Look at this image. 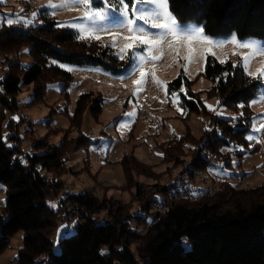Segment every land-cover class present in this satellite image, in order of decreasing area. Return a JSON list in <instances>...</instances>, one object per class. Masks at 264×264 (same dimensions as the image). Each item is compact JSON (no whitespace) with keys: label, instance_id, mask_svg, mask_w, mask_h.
I'll return each instance as SVG.
<instances>
[{"label":"trees","instance_id":"trees-1","mask_svg":"<svg viewBox=\"0 0 264 264\" xmlns=\"http://www.w3.org/2000/svg\"><path fill=\"white\" fill-rule=\"evenodd\" d=\"M127 2L132 6V0ZM94 4L100 6V0ZM169 7L179 21L197 22L207 34L236 33L240 39H264V0H169ZM44 10L28 24L0 23V62L7 64L0 80V184L5 190V202H0V256L12 238L24 231L15 264H264V184L239 188L222 180L219 187L201 190L194 199L178 193L169 195L175 189L165 187L169 178L152 188L137 179L141 175L150 177L152 172L134 154L120 159L125 187L132 194L130 202L100 198L93 192L65 193V200L81 211L82 221L74 234L62 237L60 251L54 250L53 234L61 209L56 198L63 188L57 174L65 171L66 155L90 141L80 134L75 142L66 137L54 145L47 137H40L22 157L19 124L10 117L19 110L17 96L24 86L32 85L31 101L36 103L44 99L48 84L57 80L64 82L62 93L68 96L72 74L54 60L99 65L118 74L130 66L132 59H119L111 47L98 40L77 38L76 29L58 26L57 19ZM24 46L33 57L29 66L20 60ZM220 61L207 55L202 72L211 80L207 97L217 98L220 105L241 115L223 118L212 113L207 142L202 148L193 147L185 169L181 151L185 144H191L187 141L191 135L186 133L163 146V158L173 163L168 174L176 171V179L185 171L195 179L199 172L217 166L210 155L236 144L249 148L252 143L246 138L255 114L250 104L263 83L247 75L240 61ZM194 82L182 71L168 83L169 95L181 92V105L188 114L183 117L185 121L191 113L209 114L202 91L191 89ZM103 102L100 93H82L70 115V128L78 129L88 110L98 120ZM26 130L32 132L33 123ZM224 160V165L231 166L229 157ZM47 173L57 174L49 177ZM159 194L169 201L162 214L155 207ZM135 202L140 205L132 212ZM109 210L111 217L101 219L100 213Z\"/></svg>","mask_w":264,"mask_h":264},{"label":"rangeland","instance_id":"rangeland-1","mask_svg":"<svg viewBox=\"0 0 264 264\" xmlns=\"http://www.w3.org/2000/svg\"><path fill=\"white\" fill-rule=\"evenodd\" d=\"M49 2L50 0H0V23L17 17H23L34 22V18L38 17L40 12H44V9L54 16L59 23L71 22L83 25L91 23L87 19H82L84 9L81 5L51 9L45 7ZM60 2L61 0H51L53 4ZM93 7L99 6L93 4ZM129 8H131L130 5ZM32 12H36L37 15L32 17ZM181 23L201 25L197 22ZM98 27L114 28L113 25L106 22H100ZM126 34V32H122L117 37L114 46H112L111 35L105 31H96L92 36H86V38L95 39V36L99 35L98 41L118 53L125 43L123 36ZM207 35L220 38L230 36ZM255 39L264 41V39ZM174 47L175 50L168 48L165 44L163 46L164 55L160 60H145L143 62L142 66L147 76L139 86L133 83L139 79V68L136 67L135 72H133V68L141 63L137 60L132 59L130 66L118 74L99 65H76L54 60L58 64H64L65 69L68 66L73 69L69 71L72 74V82L68 88V96L65 97L62 93L64 84L62 80L50 82L44 99L36 103L31 101L34 86L22 88L17 96L20 104L19 110L11 113L10 117L19 124L18 130L22 135L21 146L25 150L30 151L31 143L40 137H47L48 141L54 145L61 144L66 137L75 142V137H79L80 134L89 138L90 142L87 146L74 149L66 155L67 160L63 164L65 171L55 173L63 181V188L60 192H64L65 189V193L73 191L93 192L100 198L106 196L112 200H120L124 204L130 202L132 199L131 190L125 187L126 175L120 162V159L126 154H134L152 172L150 177L145 175L137 177L139 181L146 182L147 188H152L153 185L158 182L162 183L168 178L164 184L165 187H169L170 182L176 179L174 177L177 172L174 171L175 173L171 176L168 174L173 163L165 161L162 147L173 139L178 140L182 135L190 134L191 137L189 136L187 141L191 144H185L184 148H181L182 168L185 169L192 156L193 147L198 145L202 148L205 145L206 133L212 129L210 123L212 113L223 118H238L241 115V113H235L225 105L218 104L217 98L207 97L211 80L202 76V72L208 54L201 55V51L209 45L194 43L193 48L196 51L193 53L190 62L184 59L188 55L186 43H177ZM213 51L220 60L231 58L237 62L240 61V56L233 55V52L248 53L250 49L226 43L223 47H215ZM129 57L130 53L126 52L124 59ZM20 60L24 66L32 64L33 57L28 46L21 49ZM262 66H264V55H256L252 58L248 71L256 72ZM201 68L203 71H198ZM6 69L7 64L0 62V78H3ZM182 71L191 80H195L191 89L202 91L201 97L209 114L191 113L188 120L183 119L188 114L181 105V92H175V96L169 95L168 92V83ZM153 72L155 79L152 75ZM157 80L161 83H158ZM57 85H59L58 88ZM91 91L100 93L104 98L103 110L99 119L96 120L91 111L88 110L84 113L81 124L77 126L78 129H71L70 115L74 114L80 95ZM186 91L185 88L182 92ZM261 92H264V83L250 104L255 114L249 135L255 139L251 140L252 143L249 148L237 144L231 145L221 149L220 153L213 156L212 160L218 158L221 159V162L225 161L224 158L229 157L231 166L222 163V165L199 172L195 180L202 192L209 188L219 187L218 184L222 180H228L239 188H250L264 184V130L253 131L254 127L259 128L261 124H264V116L261 115L264 113V101L258 100ZM254 100L257 102L253 103ZM138 103H147L149 108L146 112L141 113L137 107ZM208 105H211L212 108L210 109ZM126 113H133V115L129 117L125 115ZM31 122L33 123V130L28 132L26 129L32 125ZM163 143L165 145H162ZM153 149L155 150L153 151ZM204 153H206L205 150ZM166 170L167 172H165ZM55 174L47 173V176L54 177ZM157 198L161 201L163 195L159 194ZM0 202L2 204L5 202V190L1 184ZM53 205L55 203H52ZM139 205V202H135L131 211H138ZM111 214L112 212L109 210L101 212L99 216L103 219L111 217ZM71 233L74 234L75 232ZM24 235L25 232L20 231L12 238L9 248L0 256V264H15ZM64 236L68 235L61 231V236L55 240L54 250L56 252L60 251V240ZM185 246L189 247L188 242Z\"/></svg>","mask_w":264,"mask_h":264},{"label":"snow or ice","instance_id":"snow-or-ice-1","mask_svg":"<svg viewBox=\"0 0 264 264\" xmlns=\"http://www.w3.org/2000/svg\"><path fill=\"white\" fill-rule=\"evenodd\" d=\"M94 3L95 0H61L60 3L53 4L50 0L45 7L56 9L68 7L69 5L83 6L82 19L89 20L91 22L89 25L71 22H60L58 24V26H70L77 29V38L79 39L92 36L96 31H105L111 35L112 46H114L117 42V37L122 32H126L127 34L123 36L125 43H123L120 51L116 54L119 59H124V54L127 52L130 53L131 59L141 62L133 68V72H135L136 67L139 68V79L133 82L137 86L141 85L147 76L142 66L143 62L145 60H160L164 55L163 46L167 44L168 48L175 50L174 46L177 43L187 44L188 55L184 59L189 62L196 51L193 48L194 43L209 45V47L202 49L201 55L208 54L213 58H216L213 49L215 47H223L226 43H232L240 48H248L250 49L248 53H237L234 51L233 55L240 56V64L244 67L247 75L264 83V66L258 68L256 72L248 71L252 58L256 55H264V41H257L252 37L241 40L236 33L224 38L209 37L202 25L179 22L170 10L169 0H132L131 8H129L127 0H100V6L95 8L93 7ZM36 15V12L31 13L32 17ZM100 22H106L113 25L114 28L98 27ZM6 23L8 25L17 23L28 24L31 21L23 17H17L16 19H7ZM95 39L99 40L100 36L96 35ZM220 62L226 63L227 59ZM53 63L56 62L53 61ZM58 66L61 68L66 67L64 64H59ZM66 70L72 71L73 69L68 66ZM198 71H203V68ZM152 75L155 79L154 72ZM157 82L161 83L158 80ZM56 87L58 88L59 85ZM181 91H183V88H181ZM172 95L175 96V93H172ZM258 100L264 101V92H261ZM256 102V100L253 101V103ZM217 103L219 104V101ZM208 107L212 108L211 105H208ZM240 107H244V105H240ZM125 115L131 117L133 113H126ZM261 115L264 116V113ZM16 119H19V117H16ZM261 130H264V124H261L259 128H253V131ZM246 138L248 140L255 139L252 135ZM61 231L65 235L72 234L69 226L66 225L58 229V237L61 236ZM182 242L185 245L187 243L186 240Z\"/></svg>","mask_w":264,"mask_h":264},{"label":"built area","instance_id":"built-area-1","mask_svg":"<svg viewBox=\"0 0 264 264\" xmlns=\"http://www.w3.org/2000/svg\"><path fill=\"white\" fill-rule=\"evenodd\" d=\"M139 111L141 113H144L148 108L149 105L147 103H139L137 105ZM205 142H207V139H205ZM204 142V143H205ZM154 151V150H153ZM27 153V150L22 147V154L23 157ZM216 156V155H214ZM212 158L213 156L210 155ZM216 165H222L223 162H221V159L216 158L215 160H212ZM169 187H175L174 190L169 192V195H175L176 193L180 195H186L190 199H194L201 193V188L198 183H196V180L194 178H191L189 171H185L182 173L177 179H173L170 182ZM66 190V189H65ZM168 199L163 196L162 200H157L155 202V207L157 212L162 214L165 209L167 208ZM56 203L60 205V210L58 211V229L61 228V226H69L71 232L74 231L78 225H80L82 221L81 217V211L78 208H75L70 204L69 201L65 200V195L63 192H60L58 197L56 198ZM58 229L54 233V238H57L58 236Z\"/></svg>","mask_w":264,"mask_h":264},{"label":"clouds","instance_id":"clouds-1","mask_svg":"<svg viewBox=\"0 0 264 264\" xmlns=\"http://www.w3.org/2000/svg\"><path fill=\"white\" fill-rule=\"evenodd\" d=\"M138 104H139V103H138ZM145 112H146V111H145ZM21 149H22V146H21ZM27 152H28V151H27ZM65 191H66V190H65ZM65 191L63 192L64 195H65ZM57 229H58V228H57ZM57 229H56V231H57ZM60 229H61V228H60ZM56 231H55V232H56ZM55 232H54V233H55ZM58 238H59L58 236H57V238H54V235H53V239H54V241L57 240Z\"/></svg>","mask_w":264,"mask_h":264}]
</instances>
